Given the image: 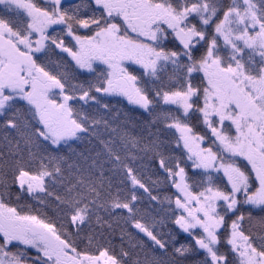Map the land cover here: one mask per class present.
<instances>
[{
    "label": "snow or ice",
    "instance_id": "1",
    "mask_svg": "<svg viewBox=\"0 0 264 264\" xmlns=\"http://www.w3.org/2000/svg\"><path fill=\"white\" fill-rule=\"evenodd\" d=\"M0 264H264V0H0Z\"/></svg>",
    "mask_w": 264,
    "mask_h": 264
}]
</instances>
